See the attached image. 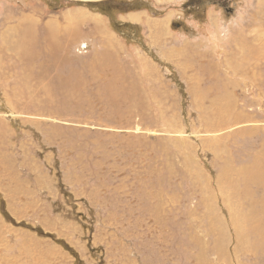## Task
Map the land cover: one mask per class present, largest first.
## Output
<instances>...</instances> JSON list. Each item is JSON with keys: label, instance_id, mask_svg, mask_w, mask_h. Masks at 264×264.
Wrapping results in <instances>:
<instances>
[{"label": "rangeland", "instance_id": "1", "mask_svg": "<svg viewBox=\"0 0 264 264\" xmlns=\"http://www.w3.org/2000/svg\"><path fill=\"white\" fill-rule=\"evenodd\" d=\"M0 264H264V0H0Z\"/></svg>", "mask_w": 264, "mask_h": 264}, {"label": "trees", "instance_id": "2", "mask_svg": "<svg viewBox=\"0 0 264 264\" xmlns=\"http://www.w3.org/2000/svg\"><path fill=\"white\" fill-rule=\"evenodd\" d=\"M210 1H211V2H214V3H218L220 0H216V1H215V0H214V1H213V0H210ZM222 2H223V0H222ZM105 3H106V2H105ZM119 6H121V5H118V7H119Z\"/></svg>", "mask_w": 264, "mask_h": 264}, {"label": "bare ground", "instance_id": "3", "mask_svg": "<svg viewBox=\"0 0 264 264\" xmlns=\"http://www.w3.org/2000/svg\"><path fill=\"white\" fill-rule=\"evenodd\" d=\"M77 17V16H76Z\"/></svg>", "mask_w": 264, "mask_h": 264}]
</instances>
